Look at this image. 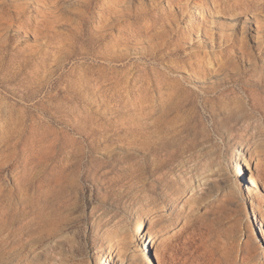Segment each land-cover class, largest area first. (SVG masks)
I'll return each instance as SVG.
<instances>
[{
  "label": "rangeland",
  "instance_id": "obj_1",
  "mask_svg": "<svg viewBox=\"0 0 264 264\" xmlns=\"http://www.w3.org/2000/svg\"><path fill=\"white\" fill-rule=\"evenodd\" d=\"M263 224L264 0H0V264H264Z\"/></svg>",
  "mask_w": 264,
  "mask_h": 264
},
{
  "label": "bare ground",
  "instance_id": "obj_2",
  "mask_svg": "<svg viewBox=\"0 0 264 264\" xmlns=\"http://www.w3.org/2000/svg\"><path fill=\"white\" fill-rule=\"evenodd\" d=\"M213 15V14H212ZM231 18H235V15H230ZM236 168L237 170H241V167L240 165L238 164L237 162V165H236ZM259 181L258 178L256 177V175H254L253 173H250L249 175H247V183H246V187H247V190L248 192H254V190H257L259 191V187H260V184H259ZM260 192V191H259ZM240 196V195H239ZM144 222L141 221L135 228V236L136 237H139V238H144V232L146 231V228H144L143 226ZM264 227V224L262 225ZM146 233V232H145ZM146 242H153L152 243V246H154V237L152 235H150V239L147 240ZM148 248V246H147ZM144 251H141V257L143 256L144 257ZM149 252V250H147V253ZM136 253H138L136 251ZM139 255V253H138ZM147 257V256H146ZM106 264H108V261H105ZM148 264H153L152 261L150 260L149 258V263Z\"/></svg>",
  "mask_w": 264,
  "mask_h": 264
}]
</instances>
